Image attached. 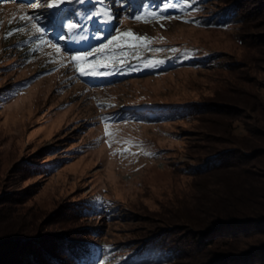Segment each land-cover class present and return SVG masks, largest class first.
Wrapping results in <instances>:
<instances>
[{
    "label": "rangeland",
    "instance_id": "obj_1",
    "mask_svg": "<svg viewBox=\"0 0 264 264\" xmlns=\"http://www.w3.org/2000/svg\"><path fill=\"white\" fill-rule=\"evenodd\" d=\"M107 1L111 25L97 22L106 19L103 6L93 20L80 17L86 30L73 42L54 47L19 17L41 15L38 26L51 29L59 14L54 23L46 4L0 0V234L84 230L99 249L88 264H177L194 228L180 217L199 216L225 178L212 171L214 151L245 148L256 129L264 134V12L256 14V0H199L165 15L178 18L138 21L131 0ZM109 31L117 40L103 59L76 65L102 74L79 75L71 54L95 48L94 37ZM128 32L161 51L131 47L133 37L121 35ZM125 42L123 53L112 51ZM149 60L164 62L145 67ZM244 168L264 163L249 158Z\"/></svg>",
    "mask_w": 264,
    "mask_h": 264
},
{
    "label": "trees",
    "instance_id": "obj_2",
    "mask_svg": "<svg viewBox=\"0 0 264 264\" xmlns=\"http://www.w3.org/2000/svg\"><path fill=\"white\" fill-rule=\"evenodd\" d=\"M259 1L261 3L255 11L261 15L264 12V0L255 2ZM161 2L162 0H131L128 14L147 15L151 9L160 6ZM198 2L199 0H188L190 6ZM103 6L111 9L107 0H88L84 4L65 5L58 13L54 27L59 29V18L64 19L73 10L87 16L93 11L101 10ZM190 6L181 5L175 12L182 14ZM171 10L173 9L164 15ZM251 137H254V144L244 145L245 148L237 145L230 150L214 151L213 156L219 163L212 167V171L224 172L225 178L219 180L218 189L212 191L211 197L202 203L205 206L197 209L199 216L187 214L180 217L194 228H186L187 249L185 251V247H179L180 255H175L179 261L174 263L251 264L254 259H264V169L249 171L244 168L249 158L264 163V134L256 129L251 132ZM235 143L238 144L237 141ZM230 175H234L235 179ZM218 231L221 233L215 234ZM44 232L38 229L35 234L28 236H17L12 231L0 234V264H88L93 261L94 254L99 252L97 245L91 240H83L85 234H90L84 230L61 233L62 235ZM253 236L255 241L240 242ZM162 248L166 246L156 249L161 252ZM133 260L121 264H133Z\"/></svg>",
    "mask_w": 264,
    "mask_h": 264
},
{
    "label": "snow or ice",
    "instance_id": "obj_3",
    "mask_svg": "<svg viewBox=\"0 0 264 264\" xmlns=\"http://www.w3.org/2000/svg\"><path fill=\"white\" fill-rule=\"evenodd\" d=\"M85 2H86V0H34V7H38L40 5L46 4L47 9L49 10L48 16L52 17L53 21L55 23V17L58 13H60L63 6L69 5V4H84ZM181 5L190 6L188 4V0H162L161 5L157 6L155 9H151L147 13V16L151 19L178 18V17H166L164 15V13L168 12L170 9H177ZM82 15H83V13H81L78 10H73L70 14H66L64 16V20L59 23L60 32H57L55 27L49 29L48 26L43 25V24H40L38 26V22L42 19H45V17H43L41 15H36V16L21 15L19 17V19L25 20L29 23H32V27L35 29L36 33L40 34L41 42L52 43V45L55 47L56 44L59 43L60 41H64L65 43L73 42V41H71V36L74 34L75 31L78 30L79 32H83L86 30L85 24L80 22V17ZM99 15H100V13L98 11H93V12L87 14L86 19L87 20H93ZM105 15H106V19H99L97 22L103 23L105 25H111L112 21H114L116 19V17L111 14V9H106ZM131 18H134V19L139 21V20L144 19V14H137ZM33 21H35L37 23H33ZM145 22H147V21L145 20ZM9 23H11V21H9ZM161 26L163 27V25H161ZM23 30L24 29L20 28V27H17L15 29V31H17V32H20ZM116 31H117V33H119L118 27L116 28ZM49 32H51L52 37H54L55 42H53L52 39H49L48 41L44 40V36L49 34ZM61 33H63V34H61ZM7 34L11 35L12 32L9 31ZM121 35L133 37V39L137 42L136 44L131 45V47H133V48L144 47L148 51H156V52L161 51V49H151V47H150L151 38L135 36L131 32L123 33ZM94 38L101 41V42L98 44V46H96L95 48H93L87 52L76 51L74 54H71L73 50L64 49L63 45H60V48L57 49V51L64 50L66 53L71 54L70 63H72L74 65L75 71L81 76H94V75L102 74L100 72L99 67L81 68V67H78L76 65H78L81 62L86 63V64H91V60L89 58L94 60L99 56L101 59H103V50H106L108 45H112L113 42L117 40V36L111 35L110 31H109V35L107 37L103 33H98L97 36ZM105 40L107 41V44L104 43ZM141 40L147 41L148 43L147 44H141V43H139ZM127 47H129V45L127 42H125L124 44H122L121 46H119L118 48H116L112 51L123 53L125 51V48H127ZM169 51L172 53H175L177 51V49H169ZM168 59H171V57H168ZM127 62L128 61L126 58L123 60H115V61H113L112 66L113 67H120V66H123V64L127 63ZM163 62H164L163 60H149L145 64V67H149V66L155 67L156 65L161 64ZM108 66L109 65L105 64V65H102L101 67H108ZM130 70L136 71L139 69L130 67ZM108 135H109V132H108L107 124H106L105 136L107 137ZM105 142L109 143V146H111L110 141L106 140ZM125 151H128V150L123 149L122 153ZM112 154H115V153H112ZM98 264H104V260H99Z\"/></svg>",
    "mask_w": 264,
    "mask_h": 264
}]
</instances>
